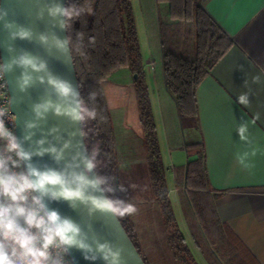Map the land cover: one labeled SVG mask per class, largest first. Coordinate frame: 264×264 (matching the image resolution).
Here are the masks:
<instances>
[{"label":"crops","instance_id":"crops-1","mask_svg":"<svg viewBox=\"0 0 264 264\" xmlns=\"http://www.w3.org/2000/svg\"><path fill=\"white\" fill-rule=\"evenodd\" d=\"M200 3L235 42L195 92L207 178L211 191L218 196L217 212L234 249L233 253L225 254L224 264H264V0H201ZM142 59L145 60L143 54ZM142 64L177 224L196 264H210L191 237L173 173L175 166L186 165L196 153L188 156L186 163L165 162L156 114L158 99H154L153 93L155 89L159 95L160 87L166 95L169 92L162 65L161 69H154L155 63L149 56ZM131 74L135 76L132 71ZM255 76L260 77L259 83L252 82ZM108 79L103 82V90L114 128L119 188L124 189L121 193L125 201L137 209L130 219L138 244L148 264H179L169 246V234L153 190L140 112L138 116L133 112L131 118L117 87L106 89ZM129 87L134 90L136 101L134 82H129ZM245 92L249 93L248 107L238 103L239 94ZM256 113L260 119L254 121ZM243 122L248 123L250 144L240 142L236 131ZM167 145L171 154L185 149L180 143L171 146L168 137ZM243 152L249 153V169L237 163L236 155ZM171 171L173 187L169 185Z\"/></svg>","mask_w":264,"mask_h":264},{"label":"trees","instance_id":"trees-1","mask_svg":"<svg viewBox=\"0 0 264 264\" xmlns=\"http://www.w3.org/2000/svg\"><path fill=\"white\" fill-rule=\"evenodd\" d=\"M167 5V16L159 18V44L164 83L175 99L183 126L199 131V114L195 92L208 73L234 46L219 23L201 6V0H156ZM90 6V14L74 21L71 30V54L74 61L80 96L97 118L84 125L89 155L98 150L97 172L110 176L115 189L106 195L124 200L119 188L118 162L112 116L103 90V82L122 68L138 75L134 81L140 122L146 145L147 162L155 196L161 207L169 234L168 243L179 264H196L177 224L169 198L166 169L157 133L154 113L145 80L139 35L131 0H66V6ZM83 33L82 50L77 43ZM94 37V43H89ZM95 93V99H92ZM103 117L104 119H101ZM200 137V135H199ZM197 149L196 157L184 166H175L173 173L183 216L196 247L210 264H224L225 254L234 252L230 234L221 222L215 195L209 186L206 156L202 138L189 143ZM127 202V201H126ZM122 226L148 264L138 244L130 215L120 219Z\"/></svg>","mask_w":264,"mask_h":264},{"label":"clouds","instance_id":"clouds-1","mask_svg":"<svg viewBox=\"0 0 264 264\" xmlns=\"http://www.w3.org/2000/svg\"><path fill=\"white\" fill-rule=\"evenodd\" d=\"M47 11L49 16L56 20L61 29L71 30L74 21L85 14H90L91 8L82 4L64 6L59 2H55L48 7ZM6 16V10L0 5V22H3L5 29L11 30L15 28V31L9 32L10 39H32L33 31L31 28L16 25L14 22H5ZM38 18H43L42 12L38 13ZM76 36L77 43L82 50L83 33L78 32ZM46 39L47 37L43 34L39 35L41 42H46ZM55 39L62 50L64 45L72 43L70 36L63 42L59 38ZM89 43H94V37H89ZM8 50L9 52L14 51L11 47ZM38 59V57L25 51L18 57H12L6 63L0 61V79L4 80L6 73L13 71L14 67H18L21 69V74L17 77V88L20 92H26L37 81L43 84V76L34 78L28 71L31 69L39 73L47 70V62L41 61L37 63ZM252 82L259 83L260 77H253ZM47 83L54 87L59 102L43 100L33 104L32 112L35 120L44 119L49 111L58 117H68L70 121L80 124L79 134L83 137L86 134L83 130L84 125L88 121L97 118L96 110L89 109L85 105L79 91L71 82L56 77L48 71ZM247 86V81H245V87ZM95 95V93H92L91 98L95 99ZM13 102L14 98H8L6 101L7 107L5 108L4 105L0 106V264H67L63 256L72 247L80 250L84 254L85 259L94 261L100 258L105 264H121V251L114 248L110 243L97 241L95 251H93L91 245L78 241L76 237L81 229L71 218L61 220L58 213L53 211L45 219L35 211L25 207L29 199V193L39 191L43 195L51 188L58 189L51 191L53 200L62 198L64 201L70 202V207L73 208L75 206L71 202L80 200L85 205H91L89 213L96 210L100 214L110 216L116 221H120L121 218L137 211L135 205L106 195V193L115 191L109 183L114 178L102 176L96 171L98 168L97 149H93L89 157L83 158L84 171L73 173L75 187L69 185L63 171L51 168L40 171L34 166L31 163L32 156H43L46 152L55 154L54 159L58 163L63 150L70 147L71 142L65 141L63 148L58 152L55 146L43 148L42 145L45 140L40 139L36 142L37 150L35 152L26 150L23 147L21 138L17 137L13 131L5 126L4 117L9 115L10 105ZM238 103L248 107L250 104L249 93L239 94ZM13 118L15 117L12 116L11 119ZM101 119L104 118L101 117ZM258 119H260V115L256 113L254 121ZM36 127L35 121H26L25 130L27 134L23 139L30 140L32 136L30 130ZM56 131L58 129H51V132ZM236 131L240 142L251 143L247 122L239 124ZM251 155L254 156L255 151ZM248 157V152L238 153L236 155L237 163L243 168L249 169L251 165L247 162ZM75 161L76 156H73L66 167H79L78 164H75ZM22 162H28L24 165L26 170L17 171V169H21ZM87 174H94L93 178H89ZM87 188L98 191L101 195H86L85 190ZM121 190H124L122 186ZM32 200L35 204H40L41 202L39 196H32ZM53 249L58 252V255L53 256Z\"/></svg>","mask_w":264,"mask_h":264},{"label":"water","instance_id":"water-1","mask_svg":"<svg viewBox=\"0 0 264 264\" xmlns=\"http://www.w3.org/2000/svg\"><path fill=\"white\" fill-rule=\"evenodd\" d=\"M55 2L66 6V0H0V5L7 12L5 22H14L16 25H23L33 31L31 40H13L10 39L9 32L15 31V28L11 30L5 29L3 22H0V58L2 62L6 63L12 57H18L22 52L26 51L39 58L37 63L41 61L47 62L46 71L36 73L31 69L28 70L34 78L43 76L44 83L41 84L37 81L26 92H20L17 88V77L21 74L20 68L14 67L13 71L5 74L10 97L14 98V102L10 107L16 116V136L21 138L23 147L31 152L37 150L36 142L40 139L45 140L42 145L43 148L55 146L58 152L63 148L65 141H70V147L63 150L58 163L54 159L55 154L47 152L43 156L33 155L31 163L40 171H45L48 168L63 171L69 185L75 187L73 173L83 172V158L90 156L84 136L81 137L79 134L80 124L70 121L65 116H55L51 111L46 114L44 119L35 120L32 112V105L37 102L43 100L59 102L54 87L47 83L48 71L56 77L71 82L79 91L70 44L64 45L62 50L55 39L59 38L63 42L68 37L67 30L61 29L56 20L50 17L47 11L48 7ZM40 12L43 14L42 19L38 18V13ZM41 34L47 37L46 42L39 40V35ZM9 47L13 48L14 51L9 52ZM134 77L137 78L138 75L135 74ZM26 121H35L37 124L36 128L30 130L32 133L30 140L23 139L27 134L25 130ZM53 128L58 129V131L51 132ZM73 156H76L75 164H78L79 167L67 168L66 165ZM27 163L23 162L24 165ZM87 175L89 178H93L94 174ZM53 190L58 189L50 188L43 195L39 191H35V193L36 196L40 197L41 204L48 216L55 211L61 220L71 218L72 221L77 223L81 229L76 237L78 241L91 245L93 251H95L97 241L100 243L108 242L121 251V264H146L120 221H116L110 216L102 215L96 210L89 213L91 205H85L80 200L71 202L75 206L74 208L70 207V202L64 201L62 198L53 200L51 197V191ZM85 194L101 195L100 192L91 188H87ZM68 255L74 264H105L100 258L94 261L85 259L84 254L75 247L69 249Z\"/></svg>","mask_w":264,"mask_h":264},{"label":"rangeland","instance_id":"rangeland-1","mask_svg":"<svg viewBox=\"0 0 264 264\" xmlns=\"http://www.w3.org/2000/svg\"><path fill=\"white\" fill-rule=\"evenodd\" d=\"M131 3L139 35L140 50L145 57L143 62H145L149 56V58L155 63L153 64L154 69H161L162 64L158 20L160 17L164 18L167 16V5L164 3L158 4L156 0H131ZM157 62L158 66L156 65ZM134 81L135 77L131 74V70L129 68H122L115 72L105 84L106 89L108 86L117 87L122 98L121 101L123 107L129 111L131 118L133 112L136 113V116L139 115L137 93L135 101L133 96L134 90L129 87V82L132 84ZM162 88L163 87L159 88V91H161L159 92V95L154 89L153 97L154 99L156 98V100L158 99L156 104V114L159 135L161 142L163 143L165 162L172 163V161H174L175 163H178L179 160H181L186 163L188 156L193 157V154L195 156V153L197 152V149L194 146L188 147L187 145L199 141V131L195 126L187 127L181 125L175 99L170 93L169 95H166L168 93H164L165 89ZM150 102L152 105L151 98ZM167 137L171 146L180 143L185 149L183 151L176 150L172 154L169 153ZM171 173L172 171L169 172V185L173 187L174 181Z\"/></svg>","mask_w":264,"mask_h":264},{"label":"built area","instance_id":"built-area-1","mask_svg":"<svg viewBox=\"0 0 264 264\" xmlns=\"http://www.w3.org/2000/svg\"><path fill=\"white\" fill-rule=\"evenodd\" d=\"M0 61H1V58H0ZM8 98H11V97H10L9 88H8V84L6 82V77H5L4 80L0 79V106L4 105V107L6 108L7 107L6 101L8 100ZM12 116H14L16 118L15 114L12 112L11 107H10V113H9V115H6L4 117V122H5V126L9 130L13 131L16 135V119L15 118H13L15 120L11 119ZM19 170H26L23 162H22L21 169H17V171H19ZM32 196H36L35 191L29 193V199H28L25 207L30 209V210L35 211L36 213H38L39 216H42L45 219H47L48 215L45 212L41 202H40V204H35L32 200ZM33 231H35V230H33ZM52 254H53V256H56V255H58V252L55 249H53ZM63 258L67 261V264H74L72 262L71 258L69 257L68 253H66L63 256Z\"/></svg>","mask_w":264,"mask_h":264}]
</instances>
